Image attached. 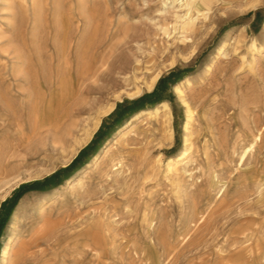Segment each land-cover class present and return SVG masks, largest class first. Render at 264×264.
Returning a JSON list of instances; mask_svg holds the SVG:
<instances>
[{"label":"rangeland","instance_id":"rangeland-1","mask_svg":"<svg viewBox=\"0 0 264 264\" xmlns=\"http://www.w3.org/2000/svg\"><path fill=\"white\" fill-rule=\"evenodd\" d=\"M184 2L0 0V207L19 195L0 264L14 239L44 264H264V0H207L199 14L191 10L193 22ZM221 47L226 54L200 79ZM84 54L94 69L105 62V74L86 82L89 102L75 114V135L100 115L98 129L72 158L73 137L48 140L8 170L14 112L28 119L30 99L50 98L63 61L80 84ZM158 72L151 91L131 97ZM171 73L161 100L114 123L119 105L152 93ZM185 79L193 83L177 94ZM163 102L171 139L165 117L142 115ZM187 105L189 155L169 166L185 147ZM104 124L107 135L71 174L29 187L69 166ZM90 226L97 235L86 233Z\"/></svg>","mask_w":264,"mask_h":264},{"label":"bare ground","instance_id":"bare-ground-1","mask_svg":"<svg viewBox=\"0 0 264 264\" xmlns=\"http://www.w3.org/2000/svg\"><path fill=\"white\" fill-rule=\"evenodd\" d=\"M206 3L207 0H185L183 5L188 9V12L186 11L187 12L186 18L188 19V22L194 21L193 16L191 14V10H195L199 14L200 12H202V9L200 7L202 5L206 6ZM226 52H227L226 47L219 48L218 54L209 62L204 75L200 79H203L204 77L209 75L210 70L216 64V59L221 57L222 55H225ZM80 60H81V65L77 70L78 71L77 77L81 79L80 84H78L76 80L69 77L70 65L68 64V61H63V63L60 64L61 81L59 82L56 91L51 94L50 98H48L45 101V97L42 96L43 97L42 98L38 94V96H35V98L30 99V105L27 114L28 119H24L23 117L24 112L20 115L19 113L14 112L13 122H11V124H8V170L15 163L13 162L14 157L20 155L21 158L24 160V158H27L28 155H36L48 140H50L53 144H58L60 142L65 144L67 143V139L69 137H73L75 140V144L69 154V158H72V156H74L78 152L79 148L83 147L86 143L90 141L94 132L98 129L101 121L100 115L97 118V121L93 122L91 126H89L86 129H83L82 136L77 138V136L75 135V130L80 122V121L77 122V120L79 119L75 120L76 117L75 114L80 113L82 109L84 110L85 105L87 106L89 102V100L87 101L88 99L87 97L90 95L89 92L91 90L89 91L86 89L88 88L87 87L88 85L86 86V82L97 77L96 79H94L93 82L98 83L100 81L99 79L102 78V76L105 74L104 73L105 69L102 68L104 67L105 62L102 63L101 66L94 69V59L88 58L87 54H84V56H82ZM160 76L161 74L158 72L154 74L149 80L145 81L143 85H137L136 92L131 94V97L141 95L144 89L146 91H151L154 88ZM192 83L193 81L191 79H185L180 83H178L177 85H175L174 89L177 92V94H182L184 85L186 84L191 85ZM90 89H92V87ZM66 104L67 106H64ZM184 104H187L185 100H184ZM62 105L64 107H62ZM114 107H115L114 103L109 104L102 110L101 114L111 113L114 110ZM19 108L21 109V107ZM186 110H187V116H186L187 119L184 124L185 147L180 151L176 159H172L170 161L169 166L172 165L174 166L178 164L183 160L184 157L189 155V150H190L189 139L191 134L190 123L192 122L191 120L193 118V112L189 106L187 107ZM142 115H144L145 118H153L160 116L165 117L168 123V136L170 139L173 137V128L170 125L172 112L168 102H163L160 105L145 111L144 114ZM138 117H141V115H138L137 118ZM66 122H68V125L65 127V124H67ZM260 134L262 135V133ZM30 137H32V140L28 142ZM260 140H261V136H260ZM255 142L257 141L255 140ZM261 181H263V179ZM261 191L262 190L260 188L259 192ZM88 232L93 233L92 226H90L89 229H87L86 233ZM93 235H97V234L93 233ZM17 240L18 239H14L12 242L7 241L4 243L1 254V261L3 264H42L43 263V260H39L36 263L35 258L33 257L31 259H28L29 257L26 256V253H28L27 245H23L20 249L15 248V244ZM95 240L96 241L93 250H97L98 247H101V241L99 240V238H95ZM27 260L28 261L30 260L31 262L27 263Z\"/></svg>","mask_w":264,"mask_h":264},{"label":"trees","instance_id":"trees-1","mask_svg":"<svg viewBox=\"0 0 264 264\" xmlns=\"http://www.w3.org/2000/svg\"><path fill=\"white\" fill-rule=\"evenodd\" d=\"M174 76H176V74L171 73L167 77L161 78L156 89L152 93L146 94L137 100L131 101L126 106L119 105L118 109L111 116L114 119V123L118 122L124 114L131 113L133 110L137 109L138 107L143 106L145 102H153V101L161 100L163 98L164 91L167 86L165 83L167 81L168 82L172 81V77ZM106 128L107 126L104 124L100 128V130L97 132L92 142L80 152V154L76 157V159L69 166L54 173L49 179L44 181V183L34 182L33 184L29 185V187L30 186L37 187L39 185H41L42 187L44 185H47L48 183H51L54 185L59 184L62 181V179L67 177V175L71 174V172H73L76 169L77 165L84 158V156L90 150H92L102 138H104L103 137L104 134L107 135L108 133L107 131L110 128L108 127L109 128V129L107 128L108 130ZM63 173L65 174L62 177ZM24 187L25 185L22 188ZM18 198H19V195L15 194L12 198L6 199L0 207V249L2 246V239L5 235V231L10 221V218L15 210Z\"/></svg>","mask_w":264,"mask_h":264}]
</instances>
